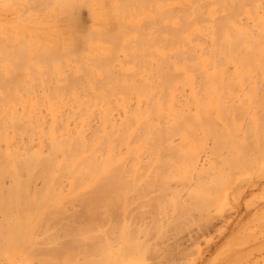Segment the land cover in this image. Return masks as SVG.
Wrapping results in <instances>:
<instances>
[{
  "label": "bare ground",
  "instance_id": "obj_1",
  "mask_svg": "<svg viewBox=\"0 0 264 264\" xmlns=\"http://www.w3.org/2000/svg\"><path fill=\"white\" fill-rule=\"evenodd\" d=\"M248 161H264V0H0L5 264H31L46 213L83 238L129 207L186 215ZM118 238L113 263L151 254Z\"/></svg>",
  "mask_w": 264,
  "mask_h": 264
},
{
  "label": "rangeland",
  "instance_id": "obj_2",
  "mask_svg": "<svg viewBox=\"0 0 264 264\" xmlns=\"http://www.w3.org/2000/svg\"><path fill=\"white\" fill-rule=\"evenodd\" d=\"M78 19L81 28L89 23L87 13L83 9L79 11ZM243 123L240 124L244 126ZM244 163L239 166L242 171L231 170L222 178L223 181L220 179L217 186L220 184L222 189L217 187L219 191L213 193L214 195L221 192L220 198L217 197L219 203H210L200 210L197 209L200 207L194 205L192 210L191 205H188L190 199L182 197L180 200H186L185 203L191 209L190 212L185 211L186 215L181 212V215L177 213L169 219V215L166 217L157 214L156 208H154L156 212H153L151 207L147 206V210L144 207V211L141 208L142 211L139 209V212L137 208L133 210L134 208L129 207L127 211L121 209V213L114 212L112 223H104L102 227H88L86 232L90 231L88 235L90 237L83 238L79 236L80 230L64 225L62 219L64 213H46L47 215H43L47 219L44 225L46 227L34 230L37 243L35 251L28 253L30 263L54 264L53 261L67 258L69 264H135L132 261L128 262L132 257L126 258L123 262L113 263L109 257L103 256L105 245L110 247V254L116 251L118 241L120 242L118 237L123 230L132 237L139 235L143 239L148 236L144 241L150 244L151 254L146 257L147 254L146 260L144 259L141 264H264V161L257 165L248 161L250 165L253 164V167L248 166L251 168H246L248 164ZM242 165H245V171ZM205 174L211 184L212 172L207 171ZM172 182L174 181H170L169 184ZM163 199L167 200V197H161L159 201ZM137 200L138 203L142 200L146 203L151 197ZM64 201L70 202V199L65 198ZM195 201L191 203L196 204ZM66 216L74 217V214L66 212ZM151 219H154L153 222ZM155 220L158 221L159 227L153 229L156 225ZM157 230L160 237L155 235ZM0 231L6 229L0 228ZM45 236L49 238L45 239ZM5 248L7 243L1 236L0 264H5L3 260ZM42 260L45 262H41Z\"/></svg>",
  "mask_w": 264,
  "mask_h": 264
}]
</instances>
